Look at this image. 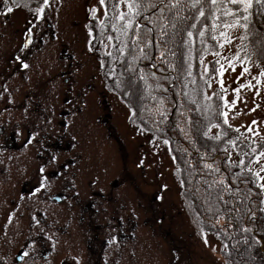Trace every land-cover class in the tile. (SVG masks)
<instances>
[{"label": "flooded vegetation", "instance_id": "1", "mask_svg": "<svg viewBox=\"0 0 264 264\" xmlns=\"http://www.w3.org/2000/svg\"><path fill=\"white\" fill-rule=\"evenodd\" d=\"M54 34L47 23L0 31V264H140V248L180 245L171 224L162 233L152 216L154 195L141 210L137 132L122 137L123 114L106 98L116 95L100 73L102 88L87 82L89 66L79 76L69 44ZM91 113L106 149L86 129ZM104 160L114 173L99 182Z\"/></svg>", "mask_w": 264, "mask_h": 264}, {"label": "trees", "instance_id": "2", "mask_svg": "<svg viewBox=\"0 0 264 264\" xmlns=\"http://www.w3.org/2000/svg\"><path fill=\"white\" fill-rule=\"evenodd\" d=\"M44 1L11 0L38 14ZM229 22L242 26L264 67V0H104L102 17L86 28L104 87L130 124L166 142L181 197L220 243L224 263L264 264V194L249 169L264 141L252 145L224 121L217 89L206 95L214 61L200 74L201 59L217 48L215 29Z\"/></svg>", "mask_w": 264, "mask_h": 264}, {"label": "rangeland", "instance_id": "3", "mask_svg": "<svg viewBox=\"0 0 264 264\" xmlns=\"http://www.w3.org/2000/svg\"><path fill=\"white\" fill-rule=\"evenodd\" d=\"M249 1L243 0L244 6ZM9 7L13 9L11 12H8ZM92 9H95V15H93ZM126 9L127 5L122 4L121 10ZM102 15L103 4L100 0H45L41 6L40 19L29 17L26 10L14 5L11 0H0V31L5 30V26L21 27L47 23L56 33L54 41L69 44L67 51L71 52L73 59L77 61L74 65L82 67L78 73L79 76H84L86 69L83 67L89 66L92 78L87 79V82H91L94 89H100L102 85L98 80L99 61L89 49L90 35L86 23L90 18L99 19ZM215 38L217 41L215 52L205 55L200 61L201 76L206 75L209 61L215 63V70L206 86V95H210L211 91L217 89L223 102L224 121L237 129L252 145L264 141V75H262L264 67L254 60L246 48L242 40V26L237 22H229L217 27ZM104 49H108V42ZM106 94L112 113L122 112L123 114L125 129L122 137L131 140L132 131L137 132L135 135L139 142L141 210L148 209L149 211V207L151 209L153 204L150 194L154 195L156 199L153 203L158 208L156 212L159 213H153L152 216L156 219L157 224H161L160 231L163 233L166 231L163 226L171 224L170 234L181 235L182 238L180 245L178 242L167 241L165 247L161 244L158 245V241H156L155 245L147 250L138 249L139 263L167 264V260L170 261L173 258L175 264H225L220 257V243L190 214L188 206L181 197L180 184L174 173L166 142L147 132L129 129L130 126L126 122L129 114L127 108L116 99V96L115 98L111 94ZM88 104L95 105L91 99ZM92 118L93 113L89 116L90 122L86 129L91 130L97 140V145L106 149L107 143L104 137H99L95 133L97 129ZM211 132H215V129H212ZM228 153L230 161H240L232 149H228ZM249 169L257 176L264 194V150L250 163ZM111 173L114 171L108 167L104 160L101 172L94 174L98 177L99 182H104L103 175ZM123 189L125 187L120 186L118 191L121 192ZM162 214L164 219H167L163 220L164 222L160 220ZM179 223L182 227L179 226ZM156 234L161 235L158 228ZM138 241L143 244L147 242V239L138 237Z\"/></svg>", "mask_w": 264, "mask_h": 264}, {"label": "snow or ice", "instance_id": "4", "mask_svg": "<svg viewBox=\"0 0 264 264\" xmlns=\"http://www.w3.org/2000/svg\"><path fill=\"white\" fill-rule=\"evenodd\" d=\"M100 2H101V4H103L104 0H100ZM233 2L235 3V2H237V0H233ZM12 10L13 9L11 7L8 8V12H11ZM91 11H92L93 15H95V9H92ZM201 15H203V13H201ZM121 18H123V17H121ZM24 67H27V65H24ZM262 75H264V73H262ZM25 255H26V253H25ZM21 258H23V257H21Z\"/></svg>", "mask_w": 264, "mask_h": 264}]
</instances>
